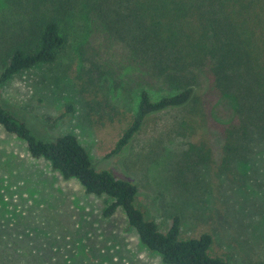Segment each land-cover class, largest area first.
Listing matches in <instances>:
<instances>
[{
    "label": "rangeland",
    "instance_id": "374dc122",
    "mask_svg": "<svg viewBox=\"0 0 264 264\" xmlns=\"http://www.w3.org/2000/svg\"><path fill=\"white\" fill-rule=\"evenodd\" d=\"M67 31L54 63L0 86V105L38 136L75 135L97 169L137 184V205L160 230L178 217L181 238L212 236L211 255L264 264V139H252L244 157L226 158L224 131L235 101L204 84L198 92L204 116L191 107L152 116L125 150L112 154L136 111V91L126 84L129 75L93 71L91 61L110 58L83 15ZM69 103L73 112L66 113ZM108 201L30 157L25 143L0 127V251L38 264H163L121 209L103 217Z\"/></svg>",
    "mask_w": 264,
    "mask_h": 264
},
{
    "label": "trees",
    "instance_id": "16d2710c",
    "mask_svg": "<svg viewBox=\"0 0 264 264\" xmlns=\"http://www.w3.org/2000/svg\"><path fill=\"white\" fill-rule=\"evenodd\" d=\"M0 6V86L54 63L80 14L90 36L102 39L110 60L91 61V68L97 75H129L126 84L137 96L136 111L112 154L125 150L152 116L187 107L201 116L198 92L204 84L210 94L236 103L224 131L226 158H242L252 139H264V0H0ZM65 110L73 112V105ZM0 127L63 179L77 180L86 194L107 197L103 217L121 209L139 242L163 264H231L228 256L210 254V234L181 238L178 217L160 230L137 205V184L97 169L72 133L38 136L1 105ZM27 262L23 255L0 251V264L39 263Z\"/></svg>",
    "mask_w": 264,
    "mask_h": 264
}]
</instances>
